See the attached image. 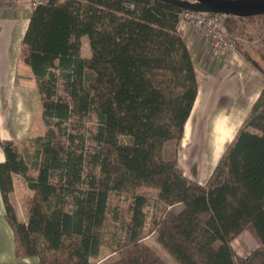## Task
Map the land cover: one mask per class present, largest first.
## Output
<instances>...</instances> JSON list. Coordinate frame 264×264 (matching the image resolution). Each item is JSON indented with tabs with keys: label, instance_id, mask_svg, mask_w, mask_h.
<instances>
[{
	"label": "trees",
	"instance_id": "1",
	"mask_svg": "<svg viewBox=\"0 0 264 264\" xmlns=\"http://www.w3.org/2000/svg\"><path fill=\"white\" fill-rule=\"evenodd\" d=\"M183 9L162 0H48L31 11L19 62L34 80L45 131L0 141V193L16 258L36 261L10 264H93L111 254V264H166L143 242L151 234L178 264H237L231 244L249 225L260 246L241 264H264V87L204 184L163 156L166 142L181 140L200 82L177 30ZM226 17L242 39L264 30V15ZM232 19L253 28L238 30ZM241 45L264 76V55ZM15 174L30 191L25 223L11 198ZM143 189L155 192L153 202Z\"/></svg>",
	"mask_w": 264,
	"mask_h": 264
},
{
	"label": "crops",
	"instance_id": "2",
	"mask_svg": "<svg viewBox=\"0 0 264 264\" xmlns=\"http://www.w3.org/2000/svg\"><path fill=\"white\" fill-rule=\"evenodd\" d=\"M30 14L29 10L15 14L7 8V0H0V141L20 143L44 132L34 80L27 67L19 62L20 44ZM177 30L184 38L200 82L178 144L176 161L187 178L204 184L262 91L264 76L239 51H215L192 25L179 22ZM36 131L40 134L34 135ZM4 159L0 147V163ZM181 163L191 167L189 176ZM17 179L21 186L24 185L27 196L30 191L22 176L15 174L11 198L17 220L25 223L27 216L21 217L16 197ZM31 259L15 256L14 236L5 219L0 193V264L35 262Z\"/></svg>",
	"mask_w": 264,
	"mask_h": 264
},
{
	"label": "rangeland",
	"instance_id": "3",
	"mask_svg": "<svg viewBox=\"0 0 264 264\" xmlns=\"http://www.w3.org/2000/svg\"><path fill=\"white\" fill-rule=\"evenodd\" d=\"M61 1V0H59ZM230 18L228 17H225L224 18V25H225V29H226V32L228 34V36L233 39L235 42H238L241 44H249L251 46H254L258 49V56L259 55H264V41H263V36H264V30L263 31H260L257 30V34H255L253 36V40L251 41H248L247 39H242L241 36H238V33L236 32H232L231 30H229V27L227 26L226 22L227 20H229ZM231 21L232 22V25L236 26L238 28V30H240L241 25L240 22H238L237 24H233L236 20L235 19H232ZM258 22H261L260 20ZM254 26L256 28H259L260 25L259 23L254 22L253 23ZM245 25L249 26L250 29L253 28L251 27V22H247L245 23ZM243 25V26H245ZM240 26V27H239ZM248 41V42H246ZM242 49L244 48V46H240ZM80 55L82 57H87L89 55V49H88V45H87V42H86V38L83 37L82 38V46H81V51H80ZM94 123V119L93 120H89L88 122V125L92 127ZM44 131H45V127H44ZM42 132V131H41ZM44 133V132H43ZM36 134H40L38 131H36L34 133V135ZM179 144V143H178ZM204 147V146H203ZM178 150V145L175 146V143L174 141H168L164 144L163 146V156L164 158L166 159H170L172 157H175L176 158V152ZM204 155V150L202 151V157ZM199 156V155H197ZM181 167H184V170L187 171V175L189 176L188 174V170L191 168L190 166H184L182 165L181 163ZM17 193H16V197H17V202L20 204V215L21 217H25L27 216L26 215V212H25V208H24V200H25V197L27 196V194H25L26 189L23 186L20 185V182H18V179H17ZM143 192L145 194H147L150 198H151V202H153V199L154 197L156 196L155 192L151 189H143ZM30 193V192H29ZM30 195V194H29ZM120 205H124L122 202L120 203ZM181 209V206H178V207H175L173 208V212L174 213H177L179 210ZM150 210V211H149ZM149 213H148V220L150 219V216L152 214V207L150 206L149 208ZM41 241V240H40ZM160 259H162L166 264H178L157 242L156 240V234H151L149 235L148 237H146L143 241ZM41 244V249H42V256L43 258L50 262L52 261V258L54 257L53 254L51 253V251H48L45 249V246L43 245V243H40ZM232 249H233V252H234V258H235V261L237 264H241V261L243 258H245L250 252H252L254 249H256L257 247L260 246V242H259V239L256 235V232L253 228V226L249 225L245 228V230L237 237L233 240L232 242ZM104 252H109L108 249H105ZM117 258V254H111L109 255L108 257H105L103 259H100V258H94L92 259V263L93 264H111L112 261L114 259ZM36 259L35 258H32L31 261H33ZM30 261V260H28Z\"/></svg>",
	"mask_w": 264,
	"mask_h": 264
},
{
	"label": "built area",
	"instance_id": "4",
	"mask_svg": "<svg viewBox=\"0 0 264 264\" xmlns=\"http://www.w3.org/2000/svg\"><path fill=\"white\" fill-rule=\"evenodd\" d=\"M47 1L7 0V8L15 14H20L24 10L32 11L35 7ZM225 17L224 14L183 9L179 14V22L188 23L199 30L215 51L232 52L236 50L235 41L226 32Z\"/></svg>",
	"mask_w": 264,
	"mask_h": 264
},
{
	"label": "water",
	"instance_id": "5",
	"mask_svg": "<svg viewBox=\"0 0 264 264\" xmlns=\"http://www.w3.org/2000/svg\"><path fill=\"white\" fill-rule=\"evenodd\" d=\"M184 6V9L237 17L264 15V0H162Z\"/></svg>",
	"mask_w": 264,
	"mask_h": 264
}]
</instances>
